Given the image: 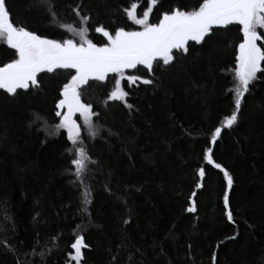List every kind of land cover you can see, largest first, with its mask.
<instances>
[{"label": "trees", "instance_id": "16d2710c", "mask_svg": "<svg viewBox=\"0 0 264 264\" xmlns=\"http://www.w3.org/2000/svg\"><path fill=\"white\" fill-rule=\"evenodd\" d=\"M132 2L138 15L150 6V0H6L17 26L77 43L80 36L63 25L87 28L97 45L108 40L96 27L113 34L142 28L126 13L125 24L99 20L102 11ZM166 2L153 6L150 23L172 9H197L202 0L170 8ZM241 28L236 22L214 26L205 41H189L187 53L173 50L168 65L159 60L151 71L144 65L125 70L141 78L123 80L127 104L108 99L117 74L90 79L80 87L81 100L96 115L91 126L77 116L76 144L56 114L74 69L41 72L38 87L15 95L0 89V264H77L70 253L78 235L88 245L79 264H264V62L237 122L223 126L235 108ZM16 58L0 41V66ZM80 147L93 164L78 178L71 161ZM193 202L194 212L188 210Z\"/></svg>", "mask_w": 264, "mask_h": 264}, {"label": "snow or ice", "instance_id": "6c2138e0", "mask_svg": "<svg viewBox=\"0 0 264 264\" xmlns=\"http://www.w3.org/2000/svg\"><path fill=\"white\" fill-rule=\"evenodd\" d=\"M158 0H150V6L137 14L138 4L130 3L124 9L127 18L136 25H141L139 31H126L121 27L114 34L103 26L95 28L96 32L102 33L108 43L97 45L87 38V28L74 29L71 25L63 27L74 31L80 36L81 42L72 39L63 42L48 39L29 31L12 22L11 14L6 0H0V41L6 42L16 50L17 58L0 66V89L8 94H17L18 89L38 87V74L41 72H53L57 68L74 69L75 75L71 76L68 83L63 86V99L58 107L67 106V112L63 114L60 127L67 129L68 139L76 144L80 137V126L73 119L75 113L83 116L84 122L92 125V105L83 103L81 100V85H86L90 79L104 81L110 73L117 74L114 78V88L109 95V100H120L127 104L126 97L129 95L121 86V81L127 80L130 84L136 83L140 77L125 76V70L136 69L138 65H144L151 71L154 62L163 61L168 65L174 61L173 50L180 53L189 51V41L197 44L210 38L214 26H227L234 22L242 26V41L239 44V55L235 77L238 83L235 85V108L226 117L224 127L231 128L238 120L241 101L244 94L249 90V83L256 79L257 72L261 71V62H264V48L258 41H264L258 29L264 30V0H202L197 9L184 11L172 9L163 12L158 23H150V14ZM55 17V12L50 11ZM83 20H88L85 16ZM143 83L151 84L152 80L144 79ZM129 108L132 105H128ZM57 115L61 113L57 112ZM221 127L215 128L211 140L215 143L221 134ZM95 135V133H93ZM78 157L71 163L76 166V174L79 178L84 171L85 161L88 158L85 148L77 149ZM206 158L212 163V149H207ZM216 168H221L219 163ZM204 168L199 169V176L204 177ZM228 188L232 187L233 179L227 170H224ZM200 187V185H197ZM195 195V193H193ZM90 192L85 189L83 198L85 204L90 203ZM224 204L228 205V195H224ZM189 211H195L193 202ZM227 218L233 219L231 210L227 211ZM127 223V221H125ZM88 245L83 235H78L71 248L72 259L79 264L82 258V249ZM41 255H43L41 253Z\"/></svg>", "mask_w": 264, "mask_h": 264}, {"label": "rangeland", "instance_id": "374dc122", "mask_svg": "<svg viewBox=\"0 0 264 264\" xmlns=\"http://www.w3.org/2000/svg\"><path fill=\"white\" fill-rule=\"evenodd\" d=\"M189 1H192V0H167V2L164 4V7L165 8H170L171 5L174 4V3H176V4H184V3H187ZM127 7H129V5L127 3L124 4V7L123 8L125 9ZM124 9H121L119 7H110V8H108V9H106V10H104V11H102L100 13L99 20L105 21L108 26L125 24L126 22H125V12H124ZM158 14H159V11L156 12L154 16L157 17ZM125 30L126 31H139V29L138 30H128V29H125ZM121 86L125 90V86H124V82L123 81H121ZM66 112H67V106L66 105L64 107H62V108L60 107V113L62 115V118H63V114L66 113ZM78 115L80 117H83L80 113H75L73 115V119L77 122V124H79L78 119H77V116ZM79 126H80V124H79ZM92 164L93 163L91 162V160L89 158H87L86 161H85L86 167L87 166H91Z\"/></svg>", "mask_w": 264, "mask_h": 264}]
</instances>
